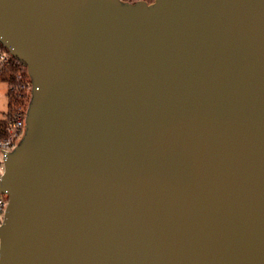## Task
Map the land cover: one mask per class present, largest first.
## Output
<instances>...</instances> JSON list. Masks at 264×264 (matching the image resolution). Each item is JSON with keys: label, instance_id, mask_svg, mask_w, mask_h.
I'll return each mask as SVG.
<instances>
[{"label": "water", "instance_id": "1", "mask_svg": "<svg viewBox=\"0 0 264 264\" xmlns=\"http://www.w3.org/2000/svg\"><path fill=\"white\" fill-rule=\"evenodd\" d=\"M0 42V264H264V0H0Z\"/></svg>", "mask_w": 264, "mask_h": 264}, {"label": "built area", "instance_id": "2", "mask_svg": "<svg viewBox=\"0 0 264 264\" xmlns=\"http://www.w3.org/2000/svg\"><path fill=\"white\" fill-rule=\"evenodd\" d=\"M13 55L0 42V74L4 73L12 65ZM15 84H7L8 91L27 92L31 83L28 76L27 81L24 80L22 74L15 75ZM18 84L20 85L18 87ZM27 116L28 112L21 106L18 107L13 118L9 120L7 127V137L0 139V182L5 174V161L8 154L14 153L15 149L22 143L27 133ZM9 203V195L0 192V228L4 225L6 211ZM1 253V238H0Z\"/></svg>", "mask_w": 264, "mask_h": 264}, {"label": "trees", "instance_id": "3", "mask_svg": "<svg viewBox=\"0 0 264 264\" xmlns=\"http://www.w3.org/2000/svg\"><path fill=\"white\" fill-rule=\"evenodd\" d=\"M19 74H22V77L25 78V76L27 75L25 65L15 57H13L12 65L4 73L0 74V82L15 84L14 76ZM19 86L20 85L18 84V87ZM25 95V92L16 90L7 92L9 101L8 113L5 118L0 119V139L7 137V127L9 120L13 118L18 107L24 104Z\"/></svg>", "mask_w": 264, "mask_h": 264}, {"label": "rangeland", "instance_id": "4", "mask_svg": "<svg viewBox=\"0 0 264 264\" xmlns=\"http://www.w3.org/2000/svg\"><path fill=\"white\" fill-rule=\"evenodd\" d=\"M119 1L123 5H129V4L134 5L139 2H145L148 6H151L155 3V0H119ZM25 69L27 71L26 66H25ZM28 76L29 74L27 71V75L24 78L25 81H27ZM7 92H8L7 84L4 82H0V119L5 118L8 113L9 101H8ZM32 98H33V92H32V81H31L28 91L26 92V95L24 98L25 99L24 104L21 106L22 108H24L26 112L29 111Z\"/></svg>", "mask_w": 264, "mask_h": 264}]
</instances>
